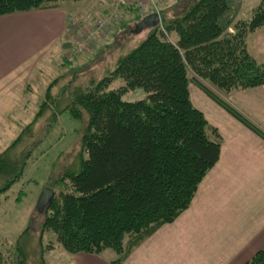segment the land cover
<instances>
[{"label":"trees","instance_id":"obj_1","mask_svg":"<svg viewBox=\"0 0 264 264\" xmlns=\"http://www.w3.org/2000/svg\"><path fill=\"white\" fill-rule=\"evenodd\" d=\"M82 1L0 0V17ZM246 1L162 0L156 12L129 9L107 39L128 23L139 25L157 14L159 23L147 28L137 45L106 61L112 52L105 44L73 68L66 53L65 72L47 85L32 120L0 153V199L22 178L30 152L41 144L40 138L25 142L23 137L32 138L42 120L45 137L65 119L83 125L79 166L47 177L45 186L54 196L39 216L40 235L52 234L70 256L110 250L116 255L111 264H121L131 249L173 223L190 206L220 153L217 130L190 101V84L264 140V132L225 100L264 85V62L254 59L247 43L264 25V0L252 7ZM23 197L20 191L16 202ZM35 230L28 226L18 236L14 260H8L0 243V264H27L26 241ZM40 258L43 264L42 253ZM244 264H264V249Z\"/></svg>","mask_w":264,"mask_h":264},{"label":"crops","instance_id":"obj_2","mask_svg":"<svg viewBox=\"0 0 264 264\" xmlns=\"http://www.w3.org/2000/svg\"><path fill=\"white\" fill-rule=\"evenodd\" d=\"M92 2L0 17V153L25 126L30 76L45 56L61 55L62 45L70 41L71 13L81 7L107 13L105 4ZM188 90L193 107L219 134V159L190 206L131 249L121 264H244L264 249V140L195 85ZM225 100L264 132V85ZM107 252L72 255L71 262L111 264L116 255L104 258Z\"/></svg>","mask_w":264,"mask_h":264},{"label":"rangeland","instance_id":"obj_3","mask_svg":"<svg viewBox=\"0 0 264 264\" xmlns=\"http://www.w3.org/2000/svg\"><path fill=\"white\" fill-rule=\"evenodd\" d=\"M84 1L90 4L93 3L88 0ZM97 1L107 5V0H94V2ZM256 1L257 0L246 1V5L252 7ZM78 9L71 13V16H74V13L78 14V12L85 11L82 7ZM97 14H101V12ZM129 19L127 18V21ZM116 24L115 22L109 27V30L106 29L105 31L107 32L105 37L100 39L104 35V31L103 35L96 39L90 46V49L84 54L74 57L72 62H69L72 68L83 66L84 63L88 62L96 51L105 44L108 45L106 50L110 49L112 52H110L111 55H107L108 58L106 61H111V59H114L120 53H124L137 45L149 32L147 28L139 29L137 22H131L128 23L125 30L120 33H115V36L108 40L107 37H110ZM247 43L248 50L254 59L257 62L264 61V25L248 36ZM68 45L69 44L66 43L62 45L64 51L61 50V55L60 53H58V55L50 53L45 56L42 60L41 67L30 76L28 85L30 92L26 95V99L30 104L27 106L25 121H20L23 122L21 125H26L32 120L31 117L36 110L35 105L42 97L47 85L57 76L65 72L67 65L64 62V56L69 51ZM94 72L100 75L102 66L100 64L96 66ZM97 75L95 74L96 77ZM190 86H192V84H190ZM81 126L83 125L80 123H71L65 119H60L55 127L56 129H52L51 132L44 137V120H42L39 121V129L31 131L32 138L26 137L27 135L23 137L24 140L26 139L25 142H31L33 139L37 140L40 138L39 144H41L39 146L37 145L30 152V157L27 159V166L22 178L3 195L4 197L2 199H0V243L4 244L3 248L6 251L5 256L9 258L8 260L15 259L13 244L17 241L18 236L26 227L32 226L36 230L33 233V237L26 241L27 247L25 248V252L27 253V264H40L41 253L43 264H75L74 261L71 262L72 256L61 250L55 244L52 234L44 233L40 235L39 229H37L40 222V214L37 212L36 204L42 189L47 186H45L47 177L51 176L54 178L59 171L64 168L78 170V156L80 151L78 130ZM31 147L32 146L28 147V149ZM33 181L37 182L38 185ZM20 191L24 193V197L20 202H16V198ZM39 235L41 237L40 240L38 237ZM107 251L108 252L103 255L104 258L109 255L108 253L115 255L112 251Z\"/></svg>","mask_w":264,"mask_h":264},{"label":"built area","instance_id":"obj_4","mask_svg":"<svg viewBox=\"0 0 264 264\" xmlns=\"http://www.w3.org/2000/svg\"><path fill=\"white\" fill-rule=\"evenodd\" d=\"M94 1V0H89ZM162 0H107L106 14H97L92 10L78 12L68 18L66 35L71 42L67 61L72 62L74 55H82L94 41L114 22L124 18L129 9H138L142 13L156 12Z\"/></svg>","mask_w":264,"mask_h":264},{"label":"water","instance_id":"obj_5","mask_svg":"<svg viewBox=\"0 0 264 264\" xmlns=\"http://www.w3.org/2000/svg\"><path fill=\"white\" fill-rule=\"evenodd\" d=\"M159 23V17L157 14H152L145 17L142 22L138 25L139 29L151 28ZM54 192L48 187H44L38 198L36 209L39 214L43 213L52 202Z\"/></svg>","mask_w":264,"mask_h":264}]
</instances>
